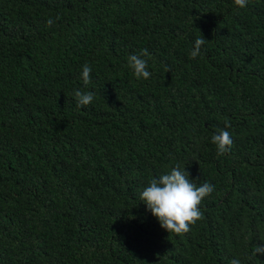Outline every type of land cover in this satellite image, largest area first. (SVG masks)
<instances>
[{"label":"trees","instance_id":"16d2710c","mask_svg":"<svg viewBox=\"0 0 264 264\" xmlns=\"http://www.w3.org/2000/svg\"><path fill=\"white\" fill-rule=\"evenodd\" d=\"M177 164L214 186L184 235L140 199ZM258 245L264 0H0V264H264Z\"/></svg>","mask_w":264,"mask_h":264},{"label":"clouds","instance_id":"9594fccd","mask_svg":"<svg viewBox=\"0 0 264 264\" xmlns=\"http://www.w3.org/2000/svg\"><path fill=\"white\" fill-rule=\"evenodd\" d=\"M249 0H234V4L239 8H245ZM57 20L59 17L56 18ZM46 23L51 26L55 21L49 18ZM203 37L194 41L190 58L195 59L201 54V48L205 44ZM147 49H143L140 54H132L128 57L129 67L133 70V75L137 79L148 80L152 73L148 70V62L143 57L148 56ZM92 68L85 64L82 67L81 78L86 87L91 83ZM74 97L78 107H87L94 100V93L91 91L75 90ZM226 128L230 123L225 121ZM212 143L216 145L217 155H224L231 149L233 139L229 131L221 129L212 136ZM214 191V186L208 182L197 186L189 179V173L180 165L172 168L169 173L162 174L159 178H153L149 185L141 193V201L147 205V209L157 218L160 226L169 233L184 235L188 233L191 226L203 219L200 209L202 201ZM257 253H264V247L258 245ZM230 264H241V261L232 259Z\"/></svg>","mask_w":264,"mask_h":264}]
</instances>
